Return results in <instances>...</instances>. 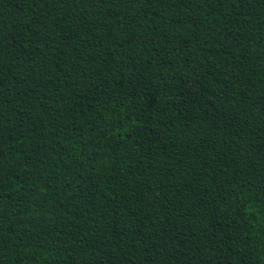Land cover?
Segmentation results:
<instances>
[{
    "label": "trees",
    "instance_id": "16d2710c",
    "mask_svg": "<svg viewBox=\"0 0 264 264\" xmlns=\"http://www.w3.org/2000/svg\"><path fill=\"white\" fill-rule=\"evenodd\" d=\"M0 264H264V0H0Z\"/></svg>",
    "mask_w": 264,
    "mask_h": 264
}]
</instances>
